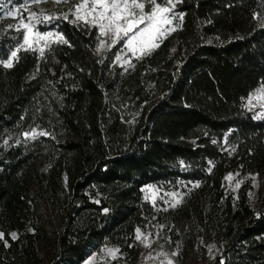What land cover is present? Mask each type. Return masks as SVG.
Instances as JSON below:
<instances>
[{
	"label": "trees",
	"instance_id": "obj_1",
	"mask_svg": "<svg viewBox=\"0 0 264 264\" xmlns=\"http://www.w3.org/2000/svg\"><path fill=\"white\" fill-rule=\"evenodd\" d=\"M173 1L174 30L124 69L70 17L40 28L67 44L17 51L24 31L5 13L24 0H3L0 264H83L105 245L112 264H134L136 230L154 216L148 185L181 190L157 219L174 241L193 221L219 250L205 264H264V194H247L255 177L264 187V117L246 106L264 87V0Z\"/></svg>",
	"mask_w": 264,
	"mask_h": 264
},
{
	"label": "rangeland",
	"instance_id": "obj_2",
	"mask_svg": "<svg viewBox=\"0 0 264 264\" xmlns=\"http://www.w3.org/2000/svg\"><path fill=\"white\" fill-rule=\"evenodd\" d=\"M81 2L82 0H68V3L56 4L52 2V0H46V2L37 5L30 3V0H24L23 5L18 9L19 11L16 12V16L12 17L23 29L24 35L27 34L29 36V44L24 45V48L28 50L21 49L20 51L35 49V51L40 52V49L44 50L52 43L59 42L61 37L59 34L51 31L41 32L40 28L47 25L56 17L67 14V17H70L73 22L85 24L90 28H95L100 39L98 45L101 40L106 41L104 48L101 49L99 53L96 49V54L98 56L103 55L111 49H117L116 57L119 56L120 59L117 60L115 57L114 64L116 66L128 69L134 59H139L144 56L139 48H137L135 54H133V52L125 46L123 41L109 49V37L101 36L99 28L94 27L91 23V15L86 16L89 23H85L84 19H75L72 10L77 3ZM142 2L145 4L144 12H150L153 6L148 3V0H142ZM159 2L160 4L162 2V7L171 9L169 12L161 14L162 17L166 18L170 23H164L163 19H161L156 26L158 31L154 35L150 32L143 37L138 38L149 41L148 47L151 49L150 52L158 48L152 47L151 41L154 39L155 43L159 45V42L174 28V1L172 0V2L169 3L168 0H157V3ZM42 11L43 15H39ZM86 11L87 9H81L78 14L80 16H85ZM31 12H36L38 14L37 17H32ZM49 15L54 18L51 20H44V17ZM37 20L44 22L37 23ZM106 22L107 21H105V23ZM25 23H28L31 26V32H28V30L24 28ZM147 24L148 21H145V23L140 24L139 27L144 28ZM37 33L43 36V39H40L38 42ZM23 43L24 40L22 41V44ZM10 59L13 62L15 58L11 57ZM246 106L255 118L260 119L264 117V87H260L249 96L246 101ZM244 180L245 178L237 173L229 174L226 179V184L230 190L237 191ZM238 181H241L239 185L237 183ZM262 184L263 182L260 178H253L252 190H248L247 193L251 203L255 202V194L257 192L264 194V187ZM182 188L187 189L188 187L183 186ZM142 192L143 199L151 206L154 216L153 218L148 219L144 229H140L139 240L136 239L138 235L136 231L135 239L138 248V257L134 264H170V262L171 264H205L213 260V258L219 253L218 248L214 244H206L202 238L194 235L196 229L193 225V221L188 218L181 219L175 232L177 239L174 241L173 235L163 231V225L157 219L162 213L170 209L174 210L181 206L183 202V193L181 190L166 191L156 185H148L142 189ZM116 250H118V248L115 246L105 245L99 252L91 254L83 264H112L113 261L118 260V251Z\"/></svg>",
	"mask_w": 264,
	"mask_h": 264
},
{
	"label": "snow or ice",
	"instance_id": "obj_3",
	"mask_svg": "<svg viewBox=\"0 0 264 264\" xmlns=\"http://www.w3.org/2000/svg\"><path fill=\"white\" fill-rule=\"evenodd\" d=\"M46 2V0H30L32 4H41ZM52 2L56 4L60 3H68V0H52ZM169 3L172 0H168ZM90 3V7H89ZM148 3L151 4L153 7L150 12L145 13L144 8L145 4L142 0H82L81 3H77L74 7L73 14L76 20L84 19L85 23H89L86 19V16L91 15L92 20L91 23L94 27L99 28V32L101 36H108L110 43H108V48L114 47L116 44L123 41L125 46L135 54L137 48L141 50L142 55L150 54V48L148 47L149 41L145 39H138L143 37L145 34L151 32L154 35L158 28L156 27L160 20L163 19L164 23H170L166 18H163L161 14L169 12L171 9L167 7H162L160 3H157V0H148ZM6 5L4 4L3 0H0V10H2ZM81 9H87L85 16H80L78 13ZM139 10V11H137ZM19 10L16 9L15 11L9 10L5 13L8 17H15L16 12ZM36 12H31L32 17H37ZM43 15V11L39 14ZM54 17L52 16H45L44 20H51ZM58 18V17H56ZM64 18L67 19V14L64 15ZM105 21H107L105 23ZM148 21L147 26L144 28H140L139 25ZM44 21L37 20V23H42ZM264 23V21H262ZM11 27V26H9ZM24 28L31 32V26L28 23L24 24ZM174 30V29H172ZM131 33V35H130ZM50 35V34H48ZM43 39V36L37 33V42ZM24 43L20 45V49L28 50L24 48V45L29 44V36L25 34L23 36ZM60 42L67 44L68 41L64 40L63 37H60ZM106 41L101 40L100 44L97 47V52L99 53L101 49L104 48ZM152 47H158L159 45L155 43L153 39L151 41ZM35 51V49H32ZM17 51L11 52V57H17ZM40 56L44 55L43 49H40ZM117 60L120 59L119 56L116 57ZM5 67H12L11 59L4 64ZM35 130H33V134L24 133L25 136L31 135L32 139L36 138L34 134ZM39 135H47V133L40 132ZM231 178V177H229ZM238 185L241 181L237 182ZM138 235L136 237L137 240L140 239V229L136 230ZM5 239V234L0 232V240ZM11 239H17L16 233H11ZM150 246V245H146ZM111 251V250H110ZM118 251V250H116ZM171 264V262H170Z\"/></svg>",
	"mask_w": 264,
	"mask_h": 264
}]
</instances>
